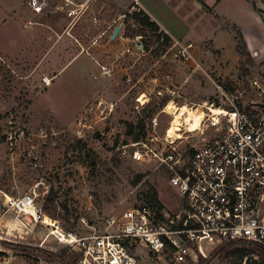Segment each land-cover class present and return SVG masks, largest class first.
Listing matches in <instances>:
<instances>
[{
    "label": "rangeland",
    "instance_id": "obj_1",
    "mask_svg": "<svg viewBox=\"0 0 264 264\" xmlns=\"http://www.w3.org/2000/svg\"><path fill=\"white\" fill-rule=\"evenodd\" d=\"M250 1L264 23V0ZM98 8L93 10L103 19L118 14L112 7L103 13ZM220 11L231 21L226 22L230 33L218 38L220 49L209 41L181 40L194 44L193 58L188 64H171L162 57L165 48L147 40L132 24L126 26V35L143 36L149 47L141 56L121 57L133 43L124 47L108 39L96 42L100 30L90 15L68 34V21L56 10L34 13L23 6L1 25L7 14L0 8V264H74L72 252L47 237L48 218L68 230L81 217L115 215L155 192L170 206L179 203L164 171H155V163L132 162L131 145L153 130L154 118L163 137L180 108L201 114L205 105L229 107L233 96L236 103L248 99L249 80L264 74V42L257 40L245 0H225ZM210 29L204 23L196 35L202 38ZM239 30L252 38V50L242 44L244 56L237 53ZM100 65L114 74L102 77ZM154 71L174 74L180 95L177 108L154 90ZM43 77L52 80L50 86L42 84ZM141 93L148 94L143 107L136 100ZM182 131L179 142L185 150L188 143L204 140ZM33 193L47 216L44 223L43 218L33 224L17 219L13 211L5 212L3 194ZM44 242L47 247H40ZM197 247V258L189 264L259 261L256 256L240 257V252L254 247L227 246L216 238L201 239Z\"/></svg>",
    "mask_w": 264,
    "mask_h": 264
},
{
    "label": "built area",
    "instance_id": "obj_2",
    "mask_svg": "<svg viewBox=\"0 0 264 264\" xmlns=\"http://www.w3.org/2000/svg\"><path fill=\"white\" fill-rule=\"evenodd\" d=\"M25 4L34 13L48 5L41 0H27ZM133 10L121 16V30L126 32V26L132 24L145 32L147 40L164 43L163 38L157 42L162 33L137 22L133 17L137 11ZM56 11L68 21V34L86 15L99 27L96 42L104 40L110 29H104V19L96 15L90 3L64 0ZM125 18H130L129 22ZM127 37L133 47L127 46L121 57L146 52L149 45L145 46L143 36ZM164 48L162 57L171 64H188L193 58L191 42L171 39ZM100 70L102 77L114 74L107 66L100 65ZM41 81L46 87L52 82L48 77ZM151 81L157 94L168 99V105L175 104L180 95L172 72L154 71ZM248 84L245 102L236 103L233 96L230 106L219 108L221 113L217 115L205 108L206 116L195 131L204 137L202 143L181 148V139L170 137L168 132L163 137L158 135L159 122L154 118L153 130L143 141L131 145L134 164L155 163V171H164L179 198L176 206H170L158 194L115 215L81 217L77 226L68 230L59 220L48 218L47 237L52 236L57 245L76 254L77 264H189L197 258V243L205 238H216L226 245L247 242L264 248V74ZM235 90L241 94L238 87ZM136 100L143 107L148 94L141 93ZM2 196L5 212L13 211L17 219L23 217L33 224L42 218L45 222L47 216L34 193ZM45 242L40 247L46 248Z\"/></svg>",
    "mask_w": 264,
    "mask_h": 264
},
{
    "label": "crops",
    "instance_id": "obj_3",
    "mask_svg": "<svg viewBox=\"0 0 264 264\" xmlns=\"http://www.w3.org/2000/svg\"><path fill=\"white\" fill-rule=\"evenodd\" d=\"M27 0H0V8L7 14L3 22L15 14L23 6H26ZM47 2V7L43 10L49 12L56 10L64 0H41ZM77 3H90L92 10L95 6H98V12H102L109 7L114 8L118 12L111 19H104L106 23L104 29L109 28L104 39H108L112 44H123L126 46L127 35L125 31L119 33V35L112 40L114 30L123 22L121 16L128 13L129 10L143 11L152 22H155L159 26V31L162 34H166L172 40L191 41L195 43L209 41L215 49L219 50L217 45L218 38L223 33H230L226 30V18L225 14L220 11V6L225 0H74ZM245 13L253 19L254 27L256 29L255 35H257L258 42H264V23L259 17V13L254 9L250 0H245ZM63 16V15H62ZM64 18V17H63ZM121 18V19H120ZM65 19V18H64ZM204 23H208V34L202 38H198L197 31ZM233 24V23H232ZM235 25V24H234ZM207 27V26H205ZM240 31V30H239ZM241 32V31H240ZM244 40L250 50L252 38L248 36L245 31L241 32ZM121 41V42H120ZM219 48V49H218ZM259 55V54H258ZM77 59V58H76Z\"/></svg>",
    "mask_w": 264,
    "mask_h": 264
},
{
    "label": "trees",
    "instance_id": "obj_4",
    "mask_svg": "<svg viewBox=\"0 0 264 264\" xmlns=\"http://www.w3.org/2000/svg\"><path fill=\"white\" fill-rule=\"evenodd\" d=\"M254 9L257 10L255 6H254ZM133 17L135 19H137V22H139L141 25L151 29L152 32L155 33V32L159 31V26L155 22H152L151 19L148 17V15H146L143 11H139V12L134 13ZM237 35H238V37H237V40H238L237 53L241 56H244L245 53H244V49L242 48V44H243V46H245L244 47L245 49H246L247 45H246V42L244 40L242 33L239 32ZM161 38L164 39V43H159L158 46H160V48H163L165 45H167L171 41V38H169L166 34H161L158 36L157 42H160ZM144 136H145V134H144ZM153 196L157 197V193L155 192L152 195V197ZM241 245H247L250 247H254V249L248 250V252H245V251L240 252V257L242 259H244L248 256H256L259 259V261L255 260L254 262H252V264H264V248L262 246H260L258 244H254V243H247V242H243V243H241ZM227 246H232V245L229 244ZM221 251L225 252L226 249H222ZM236 252H238V251H236ZM236 252H233V254H235ZM72 255H73L72 258L75 261L74 264H77V255L74 253H72ZM251 258H253V257H251Z\"/></svg>",
    "mask_w": 264,
    "mask_h": 264
},
{
    "label": "bare ground",
    "instance_id": "obj_5",
    "mask_svg": "<svg viewBox=\"0 0 264 264\" xmlns=\"http://www.w3.org/2000/svg\"><path fill=\"white\" fill-rule=\"evenodd\" d=\"M206 107L207 106L205 105L203 109H205ZM173 108H177V106L173 104ZM209 109L211 110V112H213L214 115L221 113L220 109L215 108L214 106L210 107ZM205 112L206 111H202L201 114H199L195 111L188 110L187 108L184 107V108H180L175 115L172 116V114H170L173 118V121L171 127L168 130V135L170 137H174L177 139H183L182 130H184V128L187 129L188 131L186 132L189 133L190 132L193 133L197 131L201 127V123L203 122V119L206 116ZM193 118L195 119L193 120Z\"/></svg>",
    "mask_w": 264,
    "mask_h": 264
},
{
    "label": "water",
    "instance_id": "obj_6",
    "mask_svg": "<svg viewBox=\"0 0 264 264\" xmlns=\"http://www.w3.org/2000/svg\"><path fill=\"white\" fill-rule=\"evenodd\" d=\"M121 29H122V25H119V26L114 30V33H113V35H112V40H114V39L118 36V34L120 33ZM260 106H262V105H260Z\"/></svg>",
    "mask_w": 264,
    "mask_h": 264
}]
</instances>
